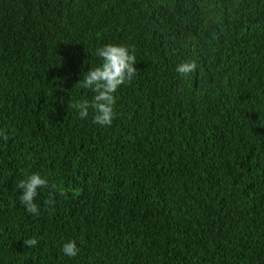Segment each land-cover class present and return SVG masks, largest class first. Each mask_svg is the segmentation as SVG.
Listing matches in <instances>:
<instances>
[{"label":"trees","instance_id":"obj_1","mask_svg":"<svg viewBox=\"0 0 264 264\" xmlns=\"http://www.w3.org/2000/svg\"><path fill=\"white\" fill-rule=\"evenodd\" d=\"M109 43L137 75L101 126L68 103ZM0 132V264H264V0H0Z\"/></svg>","mask_w":264,"mask_h":264},{"label":"clouds","instance_id":"obj_2","mask_svg":"<svg viewBox=\"0 0 264 264\" xmlns=\"http://www.w3.org/2000/svg\"><path fill=\"white\" fill-rule=\"evenodd\" d=\"M95 56L100 63L96 67H91L83 75L78 83L85 89L91 90L94 94L91 100L81 99L68 103V107L75 109L81 119L88 116L89 110L93 112V123L101 126H110L113 122L116 103L114 93L126 83H131L137 75L136 56L125 45L104 44L95 50ZM197 63L181 62L176 66V72L181 78L187 77L197 69ZM0 137L7 141L8 137L0 132ZM21 190L18 199L29 214L39 216L40 206L35 202L38 196V189L48 188L49 181L39 173L31 174L27 179H22L16 185ZM55 192L49 193V198L45 203L54 205ZM25 247L33 248L38 244L36 237L23 240ZM62 253L68 257H75L78 254L75 240L65 242L61 248Z\"/></svg>","mask_w":264,"mask_h":264}]
</instances>
